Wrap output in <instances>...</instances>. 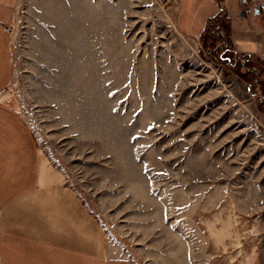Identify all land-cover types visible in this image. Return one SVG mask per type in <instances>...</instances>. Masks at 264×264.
<instances>
[{
	"label": "rangeland",
	"instance_id": "rangeland-1",
	"mask_svg": "<svg viewBox=\"0 0 264 264\" xmlns=\"http://www.w3.org/2000/svg\"><path fill=\"white\" fill-rule=\"evenodd\" d=\"M2 1L0 103L106 246L135 264H264V0L246 19L223 4L237 65L206 53L219 0Z\"/></svg>",
	"mask_w": 264,
	"mask_h": 264
},
{
	"label": "crops",
	"instance_id": "crops-1",
	"mask_svg": "<svg viewBox=\"0 0 264 264\" xmlns=\"http://www.w3.org/2000/svg\"><path fill=\"white\" fill-rule=\"evenodd\" d=\"M9 7L0 0V92L10 74ZM0 264H135L119 245L106 246L95 217L42 154L27 121L1 103Z\"/></svg>",
	"mask_w": 264,
	"mask_h": 264
},
{
	"label": "flooded vegetation",
	"instance_id": "flooded-vegetation-1",
	"mask_svg": "<svg viewBox=\"0 0 264 264\" xmlns=\"http://www.w3.org/2000/svg\"><path fill=\"white\" fill-rule=\"evenodd\" d=\"M218 1V0H217ZM248 0H237V2L240 5V9L237 11V16L242 18V19H246L248 17V12L251 11V13H255L256 10L254 7L252 6H246L245 7V3ZM225 0H219L218 1V5H219V13L209 19L208 25H210L211 27H213V31L209 32V41L210 42H214L216 40L219 39V42L217 45V47H213L211 48L210 46L208 47L207 50V54L214 60H218L220 62H225L230 63L232 65H237V63L241 62L239 58L237 57H241L242 59H244V62H247V58L248 55H229L231 53H234L233 49L230 48V43L232 41V36H231V27H235L234 24L231 23V15H230V11L224 7ZM220 53V54H219ZM247 57V58H246ZM233 58V59H232ZM233 60V63L232 61ZM239 61V62H238ZM259 101L260 102H264V92L261 93V95L259 96Z\"/></svg>",
	"mask_w": 264,
	"mask_h": 264
},
{
	"label": "trees",
	"instance_id": "trees-1",
	"mask_svg": "<svg viewBox=\"0 0 264 264\" xmlns=\"http://www.w3.org/2000/svg\"><path fill=\"white\" fill-rule=\"evenodd\" d=\"M232 55V54H231Z\"/></svg>",
	"mask_w": 264,
	"mask_h": 264
}]
</instances>
